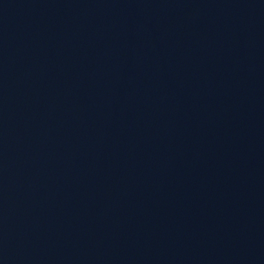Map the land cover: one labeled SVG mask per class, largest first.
Listing matches in <instances>:
<instances>
[{
    "label": "water",
    "instance_id": "obj_1",
    "mask_svg": "<svg viewBox=\"0 0 264 264\" xmlns=\"http://www.w3.org/2000/svg\"><path fill=\"white\" fill-rule=\"evenodd\" d=\"M0 264H264V0H0Z\"/></svg>",
    "mask_w": 264,
    "mask_h": 264
}]
</instances>
